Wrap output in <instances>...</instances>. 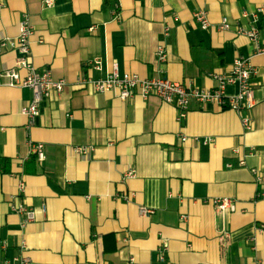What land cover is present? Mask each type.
Masks as SVG:
<instances>
[{
  "label": "crops",
  "instance_id": "obj_1",
  "mask_svg": "<svg viewBox=\"0 0 264 264\" xmlns=\"http://www.w3.org/2000/svg\"><path fill=\"white\" fill-rule=\"evenodd\" d=\"M47 1L0 0V41H15L28 21L33 64L67 82L31 126L20 112L32 91L0 86V264H264V55L235 32L258 26L264 42V14L258 23L252 16L264 0ZM197 11L208 13V30ZM225 18L230 31L219 30ZM19 57L13 43L4 47L0 74ZM238 57L256 70L250 112L193 101L179 121L157 96L124 101L78 84L116 65L121 74L211 90L210 75ZM238 92L226 88L228 97ZM40 142L43 164L31 154ZM130 170L135 178L125 181ZM217 199H232L236 212L218 215ZM20 207L36 220L23 225ZM142 207L154 214L139 215Z\"/></svg>",
  "mask_w": 264,
  "mask_h": 264
},
{
  "label": "built area",
  "instance_id": "obj_2",
  "mask_svg": "<svg viewBox=\"0 0 264 264\" xmlns=\"http://www.w3.org/2000/svg\"><path fill=\"white\" fill-rule=\"evenodd\" d=\"M55 0H48L47 5L52 6ZM259 14H264V6H261L256 14H253L255 22L258 23ZM250 13L244 12L243 17L249 18ZM195 21L201 26L203 30H208L211 27L209 16L206 11H197L195 14ZM220 31L232 30V25L228 19H223L221 25H219ZM236 35H242L249 38L255 45V56L264 55V42L260 41V28L258 26L245 27L242 25H236ZM34 34V29L28 21L21 24L20 35L15 41L4 39L0 41V52L2 49L10 43H13V48L20 54V57L16 59L15 68L6 70L0 74V86H7L12 88H26L32 91V101L21 109V114L28 117L30 126L35 125L36 119L41 115V109L43 104L55 97H59L65 90L67 82L62 80H55L50 70L39 71L32 62L31 56V38ZM158 59L161 63L167 61V55L164 48L158 49ZM94 69L101 70V63L95 61L93 65ZM21 71L26 72V76L22 77L19 73ZM256 75V70L252 66L249 59L238 57L230 70L226 73H214L211 76L213 80L217 82V87L211 90H198L193 84L184 85L182 83H176L168 80L165 77H158L153 79H142L137 74H121L115 65L112 71L107 77L93 80L91 77H81L79 83L82 86H91L95 92L106 93L114 91L119 97L126 101L134 98L135 96H141L146 99L150 96L159 97L164 103L175 106L179 110V121L184 120L189 105L193 101L200 103H212L217 104L223 109H230L241 113L243 111L250 112L255 106V96L253 78ZM230 85L238 86V94L234 97H228L226 95V88ZM243 126L245 129L251 128V118L247 116L243 120ZM186 141V139H183ZM44 144L35 143L31 146V154L36 157L39 164H43L46 160V153L44 152ZM78 154L86 155L91 151L89 148L78 147L75 150ZM238 153V152H237ZM244 165V162L241 163ZM253 173L260 180V174L257 170H253ZM136 172L130 170L124 175V180L135 178ZM20 193L25 190V183L19 182ZM128 199V197L126 198ZM215 208L218 215L225 216L228 213L236 212L235 202L232 199H217L214 201ZM17 211L25 216L23 225L32 223L36 220V214L33 210H28L25 207L16 208ZM150 214H154V211L147 208H140L141 216L148 217ZM261 231L264 232V226L261 227ZM165 244V243H164ZM163 251L167 250V244L163 245ZM163 254V252H162ZM28 260L23 259L21 264H27Z\"/></svg>",
  "mask_w": 264,
  "mask_h": 264
}]
</instances>
